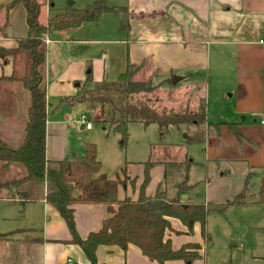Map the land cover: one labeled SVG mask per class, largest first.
<instances>
[{
	"label": "crops",
	"instance_id": "0c3cea01",
	"mask_svg": "<svg viewBox=\"0 0 264 264\" xmlns=\"http://www.w3.org/2000/svg\"><path fill=\"white\" fill-rule=\"evenodd\" d=\"M8 1L0 0V26L7 21L6 26L0 30V46L4 47L15 46L16 40L24 37L27 32L23 5L16 4L6 15L4 7ZM63 1L51 0L50 4L45 5V13L47 14V11L55 5L63 10L68 5L62 6ZM69 1H73L72 5L78 1L93 2V0ZM120 1V4H109L127 8L123 18L125 21L121 17L122 14L104 12L94 21H85L72 27L77 31L84 24H91L85 27L89 29L85 31L87 33L85 38L74 37L76 39L74 40L73 36L61 33L65 29L52 30L57 31L52 38L51 33L44 37L47 101L46 158L60 160L67 157V142L63 139V132L66 133L67 128H70L69 122L75 123L79 131L92 129V126L85 127L84 122L87 121L77 123V118L74 119V111L65 114V121H69L67 124L63 120L54 118V109L50 106L51 97H58L60 101L65 96L80 97L75 94V87L92 78V61H102L105 68V58H108L109 75L112 77L108 81L115 80L125 70L127 62L143 64L139 71L140 75L146 74L147 76H142L144 78L150 75L160 76L161 84L171 81V84L175 85L180 79L178 76L173 78L175 73L190 79L206 72V78L202 80L204 93H201V97L205 99L208 120L204 151L207 159L213 160L220 166L215 173L217 176L205 174L204 178L199 180L204 184V200H186L196 183L189 182L190 165L188 183L192 187L185 190L180 199L184 202L221 204L246 188L244 202L229 204L224 212L228 211V208H237L241 211L244 210L243 208H248L245 209L249 211L248 226L264 227V214H262L264 124L260 121L261 114L264 113V43L258 41L259 38L264 37V0ZM86 5L88 4L76 6ZM108 13L117 16L118 31L112 29L115 34L108 36L93 34L106 29L100 25V22ZM121 19L127 26L126 30L121 28ZM78 42L79 50L109 43L110 51L79 53L78 50L73 51ZM56 46L60 58L64 54L68 55L66 57L68 64L64 68L56 66V61L53 59L52 53ZM11 73V62L2 64L0 59V120L4 121L6 128L16 127L18 130L25 124L29 94L20 81L8 78ZM170 77L171 80L168 79ZM195 97L198 101L199 96ZM197 101L194 100L193 103L196 105ZM65 102L74 104L78 101ZM71 108H74V105ZM226 122L237 124L241 132L240 138H237L224 124ZM79 143L77 147L83 149L85 142ZM96 157L100 161V170L95 176L101 174L107 176L97 147ZM182 159L184 158L178 160ZM11 168L18 174L19 167L16 165H9L3 170L9 171ZM127 174L130 178L139 177L129 169ZM139 179L136 183H139ZM137 188L127 182L124 188L118 187L117 197L132 198L131 195H134L132 199H135L138 194ZM6 200L18 202L20 211L26 219L17 228L0 232V264H68V259L73 264L87 263L78 245L58 241L68 239L70 233L64 219L52 205L44 199L23 204L17 199L6 198ZM108 215L105 204L74 205L77 233L85 237L90 231L97 230ZM7 218V216L1 217L3 220ZM169 220L172 230H166L165 238L170 239L174 249L187 242L198 243L200 258L195 259L192 264H216L203 258V247L210 236L207 240L202 238L198 222L194 223L192 231L187 233V228L177 218L169 217ZM230 235L227 234V237ZM230 241L235 242V237L230 238ZM237 246L241 248L243 243L240 242ZM96 257L101 264H159L148 259L133 244H128L126 249L118 245H99L96 249ZM166 264L185 263L182 260H171Z\"/></svg>",
	"mask_w": 264,
	"mask_h": 264
},
{
	"label": "trees",
	"instance_id": "16d2710c",
	"mask_svg": "<svg viewBox=\"0 0 264 264\" xmlns=\"http://www.w3.org/2000/svg\"><path fill=\"white\" fill-rule=\"evenodd\" d=\"M18 3L25 9L27 32L16 40L15 46H0V59L2 64L11 62L12 73L8 78L20 81L29 94V102L22 129H8L4 121L0 120V169L9 165L19 167L15 179L0 181V194L4 192L5 198L17 199L22 204L44 199L52 205L64 219L70 233L68 239L58 241L78 245L87 259L86 264H101L96 257L99 245H118L126 249L128 244L137 246L148 259L159 264L171 260L192 264L200 258V245L187 242L174 249L170 239L165 238L166 230H172L169 217L177 218L187 228V233L198 222L200 234L207 240L208 214L223 213L227 205L243 203L246 188L221 204L182 201L181 194L192 187L188 183V171L193 161L187 158L185 161L164 162V186L159 184L153 195H147L149 170L153 165L149 160L144 162L137 197L132 199L124 196L119 199L118 187L124 188L129 180L127 161L120 167V173L110 178L104 174L95 176L100 170V161L96 157V145L92 142H86L81 153H72L60 160L47 159L45 156L47 101L44 37L52 30L94 21L104 12L124 14L127 8L110 5L108 0H93L84 7L67 5L60 12L44 15V6L50 4L51 0H9L4 7L5 14ZM120 22L121 28L126 30L124 21L121 19ZM6 24L7 21L0 26V30ZM142 66L127 62L125 70L115 80L103 81L84 91L78 98L65 96L62 101L91 103L98 110V120L113 126L121 148L126 146L129 123L143 126L155 123L162 132L169 126L185 125L189 130V139L202 141L208 125L205 99L202 97L193 110L160 109L150 105L144 97L151 95L161 82L153 83L151 77H138ZM168 79L171 80V77ZM139 95L143 99L137 98ZM224 124L237 138L241 137L236 123ZM174 178L178 181L173 185V194H169L166 183ZM90 203L105 204L109 215L102 220L97 230L81 237L76 230L74 205Z\"/></svg>",
	"mask_w": 264,
	"mask_h": 264
},
{
	"label": "rangeland",
	"instance_id": "374dc122",
	"mask_svg": "<svg viewBox=\"0 0 264 264\" xmlns=\"http://www.w3.org/2000/svg\"><path fill=\"white\" fill-rule=\"evenodd\" d=\"M91 2L92 1L82 3L78 1L75 6H82ZM120 2V0L109 1L110 4H120ZM65 4H68V0H64L62 6H65ZM60 11L61 8L57 7V5L50 11H47V14L45 13V6L43 9L44 15H48V12L54 14ZM121 17L123 19L125 15L122 14ZM123 20L125 21V19ZM87 25L91 24L86 23L77 31L69 28L62 30L61 33L71 35L73 38H85L87 36L85 31H89V29L85 28ZM100 25L106 27V29L102 32L93 34L108 36L112 33L115 34V32H112V29H117L118 31L119 20L114 13H108L101 20ZM56 32L57 31H51L50 37H54ZM75 38L74 40H76ZM60 45L58 44V46ZM77 45H79V42L75 44L73 51L78 50L79 53L90 52V54H93V52H97L98 50H104L105 52L110 51L109 43L98 44V46L94 45L90 49L85 50H79ZM80 45L86 46L85 44ZM57 50L58 48L56 46V49H54L52 53L53 59L56 61V66L58 65L64 68L68 64L66 59L68 55L64 54L60 58ZM67 51L66 49V52ZM105 64L106 66L104 68L102 61H92V78L86 80L80 84V86L75 87V94H77V96H81L84 91L91 89L103 81L112 79L109 75L110 68L107 57L105 58ZM144 75L147 76L146 74L140 75V73H138V77L141 76V78H144L142 77ZM175 76L180 78L175 85H172L171 81L170 83L160 84L151 95L144 97V99L147 100L150 105L160 109L189 108L193 110L197 108L202 99L201 93H204L202 80L206 78V72L190 79L181 77V75H177L176 73L173 75L174 79ZM149 77H151V75ZM161 78L162 77L155 75L151 77L153 83H158ZM196 95L199 96L198 101L196 100ZM56 98H50V106L54 109V118L63 120L67 124L69 121H65V114L74 111V119L77 118V123L78 121H89L92 124L91 130L79 131L75 123L70 124L69 122L70 128H67L68 130L66 133L63 132V139L67 142V156H70L72 152H82V149L77 147L80 145V141L81 143L92 142L97 147L100 160L103 162V167L107 176L114 177L117 172L120 173V167L127 161V169L134 175H139V177H132V181H130L129 176L128 180V183L132 187L135 185L138 187L137 189H139V185L142 181L144 162L150 160L153 162V165L149 170V182L146 186V193L149 195L154 194L159 184L161 187L164 186L162 178L164 162L171 160L185 161L187 158H192L193 163H191L189 171V182L196 183L194 189L189 192V196L186 200H204V184L202 181L199 182V180L203 179L205 174L208 176H217L215 173L220 166L213 160L207 159L205 155L204 140L206 131L202 141H193L187 137L189 130L185 125L169 126L162 132L155 123H150L147 126H143L140 123H129L127 125L126 146L121 148L118 144L119 136L114 131L113 126H111L109 122L98 120V110L91 103L76 102L70 104L65 101H60L58 97ZM137 98L143 99V96L139 95ZM194 100L197 101L196 105L193 103ZM73 105L74 108H71ZM96 107L98 106L96 105ZM180 158L184 159L178 160ZM14 174H16V171L13 170V168L9 171L0 169V181L15 179L17 174ZM138 178H140L139 183H136ZM177 181V178L167 181L166 189L169 194H173V185ZM3 193L0 194V232L15 229L26 219L23 216V212L20 211L21 208L19 203L6 200ZM131 196L132 198L134 197V195ZM243 209L244 210L241 211L237 208H228V211L222 214L212 212L207 216L206 228L210 239L203 247V258L209 262H215L216 264H264V227H255L254 225L253 227H249L248 222H250V219L247 218L249 211L245 210L248 208ZM262 214H264V209ZM3 216H7L8 218L3 220L1 219ZM39 221L41 222V216H39ZM227 234L231 235L227 237ZM232 237H235V242L230 241ZM240 242L243 243V246L238 248L237 245ZM252 242L253 244H251Z\"/></svg>",
	"mask_w": 264,
	"mask_h": 264
},
{
	"label": "built area",
	"instance_id": "2783aa9c",
	"mask_svg": "<svg viewBox=\"0 0 264 264\" xmlns=\"http://www.w3.org/2000/svg\"><path fill=\"white\" fill-rule=\"evenodd\" d=\"M258 41L260 43H264V37L259 38ZM260 121H261L262 124H264V113L261 114V120ZM84 124H85V127L86 128H91V126H92V124L90 122H88V121L87 122H84ZM67 263L68 264H73V262L70 259L67 260Z\"/></svg>",
	"mask_w": 264,
	"mask_h": 264
},
{
	"label": "water",
	"instance_id": "95a60500",
	"mask_svg": "<svg viewBox=\"0 0 264 264\" xmlns=\"http://www.w3.org/2000/svg\"><path fill=\"white\" fill-rule=\"evenodd\" d=\"M72 4H73V1L68 2V5H72ZM81 126H83V124Z\"/></svg>",
	"mask_w": 264,
	"mask_h": 264
}]
</instances>
